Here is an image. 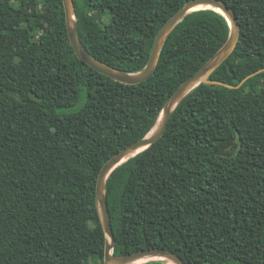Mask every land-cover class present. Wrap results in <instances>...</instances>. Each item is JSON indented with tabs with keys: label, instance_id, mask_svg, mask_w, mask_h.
<instances>
[{
	"label": "trees",
	"instance_id": "1",
	"mask_svg": "<svg viewBox=\"0 0 264 264\" xmlns=\"http://www.w3.org/2000/svg\"><path fill=\"white\" fill-rule=\"evenodd\" d=\"M187 1L72 0L83 45L126 72L145 66ZM221 1L240 24L235 49L106 180L114 255L159 248L185 264H264V0ZM228 33L217 11L187 13L152 74L127 84L77 58L62 0H0V264H104L102 165L153 128Z\"/></svg>",
	"mask_w": 264,
	"mask_h": 264
},
{
	"label": "water",
	"instance_id": "2",
	"mask_svg": "<svg viewBox=\"0 0 264 264\" xmlns=\"http://www.w3.org/2000/svg\"><path fill=\"white\" fill-rule=\"evenodd\" d=\"M64 7L65 23L68 38L77 58L84 61L94 70L110 77L113 80L136 84L145 81L154 71L162 47L174 27L189 12L198 5H209L208 8L221 13L229 25V33L222 46L210 56L191 76L181 82L164 102L161 112L153 128L139 140L129 144L111 156L101 167L95 187V204L98 218L105 236L104 264H136L140 260L156 257V260L166 261L167 264H185L173 251L150 248L140 250L126 255H114L112 250L115 245V237L110 224L107 198L105 194V183L109 175L127 161L129 158L142 152L153 145L164 133L170 116L178 105L191 90L202 82L208 81V76L231 54L235 49L240 35V24L233 10L221 0H188L180 9L172 14L157 31L145 66L135 72H126L109 66L96 58L81 42L78 34L76 16L72 0H62ZM149 261V260H148ZM146 262V261H143Z\"/></svg>",
	"mask_w": 264,
	"mask_h": 264
},
{
	"label": "bare ground",
	"instance_id": "3",
	"mask_svg": "<svg viewBox=\"0 0 264 264\" xmlns=\"http://www.w3.org/2000/svg\"><path fill=\"white\" fill-rule=\"evenodd\" d=\"M208 8H212V7L209 5H198L194 9H208ZM156 259H157L156 257H151V258L140 260L139 263L140 262L142 263L143 261H148V260L150 261V260H156ZM169 264H172V263L169 262Z\"/></svg>",
	"mask_w": 264,
	"mask_h": 264
},
{
	"label": "rangeland",
	"instance_id": "4",
	"mask_svg": "<svg viewBox=\"0 0 264 264\" xmlns=\"http://www.w3.org/2000/svg\"><path fill=\"white\" fill-rule=\"evenodd\" d=\"M71 109H75V107L71 108ZM141 263V262H140ZM136 264H139V263H136Z\"/></svg>",
	"mask_w": 264,
	"mask_h": 264
}]
</instances>
